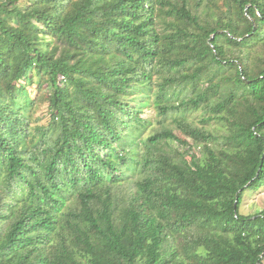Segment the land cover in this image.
Segmentation results:
<instances>
[{
  "label": "trees",
  "instance_id": "obj_1",
  "mask_svg": "<svg viewBox=\"0 0 264 264\" xmlns=\"http://www.w3.org/2000/svg\"><path fill=\"white\" fill-rule=\"evenodd\" d=\"M20 1L0 0V264H264V208L240 211L264 186V0ZM149 104L198 152L139 137Z\"/></svg>",
  "mask_w": 264,
  "mask_h": 264
},
{
  "label": "rangeland",
  "instance_id": "obj_2",
  "mask_svg": "<svg viewBox=\"0 0 264 264\" xmlns=\"http://www.w3.org/2000/svg\"><path fill=\"white\" fill-rule=\"evenodd\" d=\"M216 5L222 7L224 0H214ZM27 0H21L18 3L19 8H24L27 5ZM37 78L29 84L28 91L30 96L36 101L34 106L30 110L32 115V128L34 125H47L50 121L48 102L46 100L47 90H40L37 84ZM189 115V117H188ZM187 117L189 121H194L195 124H199V119L202 117L201 111H193L188 114ZM144 119H148L149 123L144 129H142L140 136L141 138H146L150 134L154 133L157 130H160L163 127H168L172 129V132L178 136L181 140H186L188 145H183V143L172 141V147L176 148L178 151L183 152L187 150V146L195 145L192 139H189L186 135L181 132V130L174 123V118L179 116V113L168 114L167 116L161 115L158 110L154 107L153 104H149L144 107L143 113L140 115ZM210 129L214 131H222L218 125L211 124ZM131 140V139H130ZM127 141V140H126ZM130 144L129 142L123 143V148L126 151H129ZM195 152H198V147L194 146L192 149ZM264 208V186L256 190H246L243 194V199L240 205V211L243 214H254L257 211H260Z\"/></svg>",
  "mask_w": 264,
  "mask_h": 264
}]
</instances>
